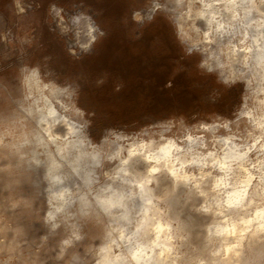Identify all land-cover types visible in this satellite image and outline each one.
Segmentation results:
<instances>
[{"label": "clouds", "instance_id": "1", "mask_svg": "<svg viewBox=\"0 0 264 264\" xmlns=\"http://www.w3.org/2000/svg\"><path fill=\"white\" fill-rule=\"evenodd\" d=\"M115 2L0 0V264H264V0ZM113 20L186 109L103 123Z\"/></svg>", "mask_w": 264, "mask_h": 264}, {"label": "rangeland", "instance_id": "2", "mask_svg": "<svg viewBox=\"0 0 264 264\" xmlns=\"http://www.w3.org/2000/svg\"><path fill=\"white\" fill-rule=\"evenodd\" d=\"M49 0H44L43 7L39 10L37 15H43L45 9L47 8ZM58 3L62 5H66L69 0H57ZM89 3L94 7H105L107 9L106 16L108 17H118L121 11V8L115 0H89ZM112 26V36L110 40H108L105 44L106 52L104 59H108L111 57L113 52L116 49H120L122 47L121 40L122 35L121 32L116 25L115 21L111 22ZM155 32L160 35L167 42V28L164 25L155 28ZM152 36L149 33L145 37V41L151 40ZM43 39L45 43L49 46L50 51H55L58 55L62 56L63 54L60 52V49L56 42L51 38L48 33L47 27L45 26L43 29ZM119 46V48H118ZM113 48V50H111ZM115 48V49H114ZM127 48V47H126ZM128 55L131 57L128 48L126 50ZM108 55V56H107ZM108 57V58H107ZM132 60L134 57H131ZM105 59V61H106ZM161 63L163 60L160 61ZM113 68L122 72L125 80L127 81L126 89L124 92L120 94L118 99H109L107 97L103 98L102 103L104 104H114L115 109L107 108L105 109L110 113V118L103 123H111V124H128L133 120L139 121V124L143 126V124L149 122L143 119L145 115H150L153 119H159L170 114L173 109V100L179 101L181 106L186 109L188 106V100L186 99V94L184 92L178 93L175 97H170L168 95V90L165 89L160 91L159 89L166 83L167 74H156V73H145L144 69L140 66L139 60L138 62L131 64L130 66H126L124 68L115 67ZM155 77V82L147 90L143 85V78L146 76ZM183 83L182 77H177L175 84L179 85ZM143 93L144 99L141 100L140 94ZM150 98V100H149Z\"/></svg>", "mask_w": 264, "mask_h": 264}, {"label": "bare ground", "instance_id": "3", "mask_svg": "<svg viewBox=\"0 0 264 264\" xmlns=\"http://www.w3.org/2000/svg\"><path fill=\"white\" fill-rule=\"evenodd\" d=\"M126 47H127V46H125V47L123 48V50H122V56L130 57V56L128 55V53L126 52V50H127ZM118 48H119V46H118ZM114 49H115V48H114ZM111 50H113V48H112ZM107 56H108V55H107ZM105 57H106V56H105ZM107 58H108V57H107ZM105 59H106V58H105ZM106 60H107V59H106ZM138 60H139L138 57H134L133 60H132V58L130 57V58L127 60L126 63H117V64H115V67L117 66V67L124 68V67H126V66H130L131 64H134V63L138 62ZM117 67H116V68H117Z\"/></svg>", "mask_w": 264, "mask_h": 264}]
</instances>
